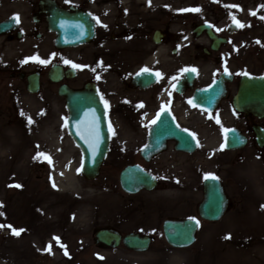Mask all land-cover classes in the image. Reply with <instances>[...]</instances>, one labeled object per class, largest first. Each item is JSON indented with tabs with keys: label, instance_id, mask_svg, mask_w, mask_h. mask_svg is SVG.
<instances>
[{
	"label": "flooded vegetation",
	"instance_id": "1",
	"mask_svg": "<svg viewBox=\"0 0 264 264\" xmlns=\"http://www.w3.org/2000/svg\"><path fill=\"white\" fill-rule=\"evenodd\" d=\"M124 10V0H0V111L4 109L3 102L13 97L10 84L27 87L28 76L39 74L42 87L53 88L47 93L54 96L57 139L53 151L57 158L81 163L85 157L99 161L104 154V168L114 177H120L126 166L139 165L157 180L153 192L170 193L171 203L180 194L181 208L193 211L183 219L199 216L206 182L212 178L206 179V174L218 177L234 204L232 194L242 192L246 183H264V118L238 112L234 107L240 82L252 74L253 62L260 61L261 53L240 31L213 28L216 41L204 33L191 37V44L180 50L176 49L179 42L164 43L163 50L144 43L134 48V60L125 64L123 49L108 47L105 37L122 34ZM76 11L93 17L96 39L79 48L59 49L57 25L62 21L71 24ZM50 16L57 24L54 31L50 30ZM221 39L226 42L221 43ZM45 48L49 50L46 54ZM174 50H178L176 57ZM190 52L195 68L193 79L184 77L192 70ZM73 63L82 67L75 68ZM54 64L62 68L55 73L58 83L49 78ZM145 67L151 72H143L134 83L135 75ZM148 73L156 74L155 83L146 78ZM220 79L222 92L209 94L201 101L210 103L209 107L192 104L201 91ZM62 87L67 89L64 95ZM158 113L159 119L153 124ZM171 124L187 138L170 130ZM227 132L233 135L231 141L235 146L243 147L221 148ZM78 142L87 147V155ZM43 151L48 152V148ZM251 156V160L242 158ZM254 158L258 161L252 165ZM242 164L247 171L241 170ZM45 171L50 173V165H42L40 179ZM16 190L15 186L9 189L10 200H6L4 220L0 223L5 225L0 228V236L5 239L6 257L22 264L19 261L30 253L60 254L74 260L67 264H74L83 255L78 244L85 237H92L90 226L82 228L77 224L82 203L77 202L74 194L54 192L38 196V200L30 194L34 200L29 198L22 208H17L12 205ZM43 198L53 204L45 205ZM7 225L24 231L17 236ZM49 245L50 251H45Z\"/></svg>",
	"mask_w": 264,
	"mask_h": 264
},
{
	"label": "rangeland",
	"instance_id": "2",
	"mask_svg": "<svg viewBox=\"0 0 264 264\" xmlns=\"http://www.w3.org/2000/svg\"><path fill=\"white\" fill-rule=\"evenodd\" d=\"M124 1L122 34L105 37L109 42L108 47L123 49L125 64L134 60V48L137 47L134 45L148 43L152 46V35L156 30L169 35L167 42H187L192 28L199 23H211L223 28L231 22L239 21L240 24H236L241 34L257 40L255 42L264 47V9L261 7L264 0H151L150 3L149 0ZM180 9L186 11H179ZM46 49L44 54L49 51ZM259 55L260 61L253 62L254 73H264V53ZM10 86L13 97L9 102H3L4 109L0 111V223L4 220L6 200H10L7 190L9 186L17 188L20 185L14 200L12 198V205L22 208L21 205L27 203L29 198L34 200L30 194L38 200V196L58 192V188L53 186L55 171L68 164L56 160L52 162L53 166L46 161V156L33 159L38 152L42 153L41 144H50L49 140L54 139L51 130L55 111L52 99L47 94L51 88H45L39 95H31L18 84L12 83ZM242 158L252 159V156ZM251 162L254 165L253 160ZM42 164L51 165V173L47 174L45 171L40 179ZM74 166L79 170L81 164L75 163ZM243 168L247 171L246 165ZM259 169H262L260 161ZM98 180L89 182L77 171L78 186L68 189V195L74 194L77 202L82 203L80 207L83 206L81 210L78 208L77 224L83 225L82 228L90 226L92 230L105 225H114L123 232L140 230L154 236L155 241L149 252L136 254L125 248L99 250L92 238L85 237L80 247L85 249L84 253L94 251L97 258L94 254L82 255L76 260L78 264H264V183L250 186L237 195L232 194L235 199L232 212L221 222L202 223L195 246L175 250L164 239L162 223L169 216L184 217L193 214V211L181 208L183 200L180 194L176 196L174 203H171L172 198L165 200L161 198L163 195L156 194H141L128 199L129 196L118 188L119 178H113L105 171ZM43 202L48 206L53 204L47 198H43ZM90 203L92 206L88 207ZM101 214L109 215L108 220L97 217ZM116 216L117 220L114 218ZM5 249V239L0 236V264H16L14 258L10 260L6 257ZM27 255L19 263L66 264V258L60 254H53L51 257L45 253L39 256L35 253Z\"/></svg>",
	"mask_w": 264,
	"mask_h": 264
},
{
	"label": "water",
	"instance_id": "3",
	"mask_svg": "<svg viewBox=\"0 0 264 264\" xmlns=\"http://www.w3.org/2000/svg\"><path fill=\"white\" fill-rule=\"evenodd\" d=\"M205 27H198V32ZM93 35L90 26L85 34H81L80 29L75 27L71 34L64 33L61 36V42L69 43L71 38L77 41L81 37L90 38ZM84 39V38H83ZM76 41V42H77ZM74 43V42H73ZM78 43V42H77ZM31 91H36L31 89ZM237 108L242 111H252L254 114L262 115L260 112L264 110V78H247L243 81L239 96L237 97ZM100 162H86L85 175L89 178L95 177L100 166ZM133 169H128L122 178V186L124 190L130 193L138 192L142 186L151 190L154 181L146 175L138 174L133 177ZM140 176V177H139ZM218 191H209L205 196V203L201 208V215L205 219L219 220L226 207V200L223 198L221 189ZM198 224L194 221H166L164 223V233L169 244L176 248H184L192 245L196 238ZM98 241L109 247H117L121 242V236L113 231H101L98 233ZM125 246L134 251H146L149 248L151 240L148 237H140L137 234H130L123 240Z\"/></svg>",
	"mask_w": 264,
	"mask_h": 264
},
{
	"label": "snow or ice",
	"instance_id": "4",
	"mask_svg": "<svg viewBox=\"0 0 264 264\" xmlns=\"http://www.w3.org/2000/svg\"><path fill=\"white\" fill-rule=\"evenodd\" d=\"M151 2V0H149V3ZM261 7H264V5H262ZM194 11H198L199 9H193ZM179 11H186V9H180ZM99 18L97 17V20H98ZM235 19V18H234ZM17 22H19L18 21V18H17ZM238 25L240 24V22L239 21H235ZM105 27H107V25H104ZM242 26V25H241ZM219 30V29H218ZM37 59H38V57H36ZM41 63H47L48 61H45V60H41L40 61ZM66 63H72L71 61H66ZM72 66L73 67H75V68H80V67H82L81 65H77V64H72ZM193 71H195V69H192ZM93 71H95V69H93ZM183 71H187V69H184ZM224 71L225 72H228V69H227V67H225V69H224ZM141 72L143 73V72H151V69H149V68H147V67H145V68H143V69H141ZM245 74H247V73H245ZM160 75V73H157V76H159ZM97 79H99V77H97ZM101 98L103 99V96H101ZM190 103H191V101H189ZM107 104H108V102L107 101H105V106H107ZM164 111V108H162L161 109V112H163ZM159 113L157 114V118H156V120H153L152 121V123L153 124H155L156 122H157V120L159 119ZM29 121L31 122V117H29ZM193 136H195V133H193L192 134ZM223 147H225V145H221V148H223ZM93 151L95 152V147H93ZM40 156H46V154L45 153H41V152H38L37 153V155L35 156V157H33V159H37V158H39ZM47 158V157H46ZM51 162V161H50ZM209 176H212V178H214V179H218V177H215L214 176V174H206V176H205V178L207 179ZM18 187L20 186V185H17ZM53 186L55 187L56 185H55V183H53ZM194 220H195V218H193ZM197 222V224H199V221L197 220L196 221ZM3 227H5V225H3V224H0V228H3ZM7 227L8 228H10L11 230H12V232H13V234H15V235H17V236H19L23 231H24V229H16V228H14L12 225H7ZM229 238H230V236H229ZM57 240H59V237H57L56 238ZM50 248H51V245H49V247L48 248H46L45 249V251H50Z\"/></svg>",
	"mask_w": 264,
	"mask_h": 264
},
{
	"label": "bare ground",
	"instance_id": "5",
	"mask_svg": "<svg viewBox=\"0 0 264 264\" xmlns=\"http://www.w3.org/2000/svg\"><path fill=\"white\" fill-rule=\"evenodd\" d=\"M262 18L264 20V11ZM262 26L264 27V21L262 23ZM75 175L76 174L73 169V166H68L65 170H62L55 176L54 183L56 187L61 189H65V190L74 189L76 186H78Z\"/></svg>",
	"mask_w": 264,
	"mask_h": 264
}]
</instances>
